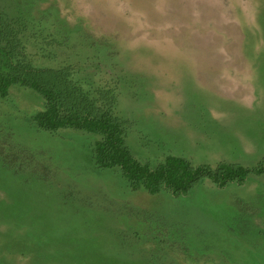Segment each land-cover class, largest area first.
<instances>
[{"label": "rangeland", "instance_id": "374dc122", "mask_svg": "<svg viewBox=\"0 0 264 264\" xmlns=\"http://www.w3.org/2000/svg\"><path fill=\"white\" fill-rule=\"evenodd\" d=\"M7 3L26 21L31 63L71 66L100 93L114 91L139 160L254 166L264 157V56L250 76L260 87L238 114L257 123L247 156L224 125H214V149L195 138L217 97L178 60L264 55V0H0V12ZM44 107L19 85L0 97V264H264L263 175L224 188L204 179L182 196L133 190L119 167L95 164L98 134L39 129L33 115ZM225 109L221 120L232 117Z\"/></svg>", "mask_w": 264, "mask_h": 264}, {"label": "trees", "instance_id": "16d2710c", "mask_svg": "<svg viewBox=\"0 0 264 264\" xmlns=\"http://www.w3.org/2000/svg\"><path fill=\"white\" fill-rule=\"evenodd\" d=\"M7 4L0 12V97H8L14 85L38 92L45 101V107L33 115L39 129L56 132L73 128L98 134L100 138L93 147L95 164L101 169L119 167L133 190L143 188L151 194L167 190L182 196L204 179L224 188L231 183L242 185L252 174L264 176V157L254 166L227 161L215 166L195 164L175 154H168L156 166L139 160L127 143L124 122L115 114L114 91L100 93L88 76L71 66L31 63L26 21L20 11Z\"/></svg>", "mask_w": 264, "mask_h": 264}, {"label": "crops", "instance_id": "0c3cea01", "mask_svg": "<svg viewBox=\"0 0 264 264\" xmlns=\"http://www.w3.org/2000/svg\"><path fill=\"white\" fill-rule=\"evenodd\" d=\"M262 56L264 55L198 53L183 54L178 59L181 62H186L185 65L188 66V68H192L202 80L212 86L211 88L213 92L209 93L211 98L214 96L217 97L215 98L216 101L209 102L212 106L210 107L211 118L208 120L199 119L196 124L198 127L196 126V128H200V132H193L194 134L199 133V138L201 136L204 137V145H206L204 148L214 149L217 147V144L214 145L212 137L221 133H218L217 130L214 131V125H224L228 128L225 131L236 134V140H232L231 138L230 143H233L232 146L234 149L245 151L242 156L249 155L248 150L250 149H257V147H255V140L247 141V136L245 135L249 132H253L257 123L255 124L253 119L242 118L239 115H244L245 111L249 109L246 102L243 104L246 96L249 94V87H260L261 83L259 81L254 82V80L250 79V76L255 72L254 63L252 62L259 60L255 59L256 57ZM225 96H228L230 99L224 100L223 98H225ZM230 102L234 105V108L229 106ZM224 107L228 108L225 110H229L224 116L227 117L230 114L232 117H227L226 120H221L222 118L220 117L223 115L221 111ZM195 138L197 139V134ZM218 142L221 144V140L218 139ZM229 162L240 163L237 159Z\"/></svg>", "mask_w": 264, "mask_h": 264}]
</instances>
